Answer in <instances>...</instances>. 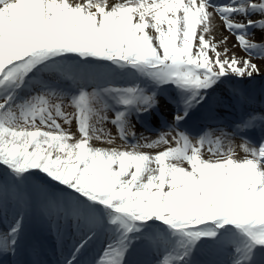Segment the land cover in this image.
<instances>
[{"label":"snow or ice","instance_id":"6c2138e0","mask_svg":"<svg viewBox=\"0 0 264 264\" xmlns=\"http://www.w3.org/2000/svg\"><path fill=\"white\" fill-rule=\"evenodd\" d=\"M262 74L264 0H0V264H264Z\"/></svg>","mask_w":264,"mask_h":264},{"label":"bare ground","instance_id":"6f19581e","mask_svg":"<svg viewBox=\"0 0 264 264\" xmlns=\"http://www.w3.org/2000/svg\"><path fill=\"white\" fill-rule=\"evenodd\" d=\"M236 155L239 156L240 158H242L244 155L243 152L238 147H236ZM46 244H49V243H46Z\"/></svg>","mask_w":264,"mask_h":264},{"label":"rangeland","instance_id":"374dc122","mask_svg":"<svg viewBox=\"0 0 264 264\" xmlns=\"http://www.w3.org/2000/svg\"><path fill=\"white\" fill-rule=\"evenodd\" d=\"M114 135V134H113Z\"/></svg>","mask_w":264,"mask_h":264}]
</instances>
